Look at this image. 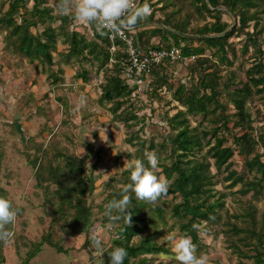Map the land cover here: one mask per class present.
Masks as SVG:
<instances>
[{"label": "trees", "instance_id": "16d2710c", "mask_svg": "<svg viewBox=\"0 0 264 264\" xmlns=\"http://www.w3.org/2000/svg\"><path fill=\"white\" fill-rule=\"evenodd\" d=\"M183 1L190 3L201 19L210 18L211 21L188 33L185 22L172 21L179 11H172L168 17L165 15L163 19H157L149 0L138 3H148L152 8L151 15L135 27L139 48L147 51L175 47L182 56L194 57V60L187 65L191 69L189 87L179 84L173 89L167 84L162 75L173 63L151 67L149 75L152 81L144 95L150 98L157 91L161 92V96L167 92L171 94L168 104L176 103L173 107L176 111L168 118L169 131H163L161 142L156 143L154 139L146 141L138 135L129 136L127 143L137 146L135 158L130 155L129 159H143L146 151L157 154L161 169L158 174L170 181L167 193L159 200L168 197L172 201L179 200L174 202L169 213L177 220L180 234L189 236L197 246L200 243L199 233L205 228L214 229L215 237L222 235L237 258L249 260L252 264H264V215L259 218L254 205V202L264 199V129L259 135H254V121L247 107L254 96L264 99V26L261 24L264 20V0ZM29 2L31 7L27 8ZM6 4L7 9L3 11ZM170 5L168 3L163 9ZM224 16L230 17L234 25L225 22ZM188 23L186 21V26ZM71 24L70 16L54 15V9L47 0H0V33H5L6 50L31 64L36 62L50 69L54 66L52 53L56 52L57 42L61 39L60 42L67 47L65 54L61 55L65 64L72 60L84 62L90 57L87 61L93 66L97 64L99 69L112 65L111 75H107L105 84L101 85L99 103L101 106L111 103L113 120H120L128 129L134 128V121L138 118L136 111L140 107L135 108L130 99V93L135 88L121 79L126 59L124 43L116 39L115 50L111 52L112 43L106 32H97L92 28L94 41H88L75 31L69 33ZM250 27L252 32L246 31ZM31 29L39 33H31ZM234 36L242 37L244 54L248 47L254 48L258 54V58L254 57L246 69V80L238 84L233 72L223 77L219 69L232 65L230 57L237 59L234 47L229 42ZM156 37L159 38L158 42L152 43L151 40ZM210 68H214V71H210ZM51 76L56 77L54 73ZM78 78L87 82L88 72L83 71ZM57 81L55 78L53 83ZM153 81H157L159 90L153 89ZM224 97L228 102L220 101ZM127 101L133 105V113L129 108L123 109ZM229 104L233 107L230 115L227 113ZM197 118L200 120L192 127L191 119ZM229 142L231 145H227ZM92 153L93 149L83 157L60 154L55 158L62 164L56 165L53 164L55 159H48V155L43 153L45 164L37 165L41 161L39 157H35L32 164L36 167L35 176L38 179L44 176L41 183L56 186L53 195L58 206L55 213L67 225L69 236L88 234L86 244L95 254L100 249H91V208L84 202L85 195L92 192L86 163ZM235 156L243 157V173L231 169ZM129 175L128 170L123 172L121 178L124 182L121 185L130 183ZM118 182L112 178L108 186L113 187ZM217 182L223 183L225 189L234 191L228 194L214 190ZM128 194L132 197L128 206V212L132 215L131 225L122 214L115 211L109 214L111 217H108L107 224L113 238L106 253L103 252L104 264H109L108 253L115 247L126 249L128 255L124 264H149L147 256H173L170 249L154 240L155 236L162 235V231L156 227L160 225L159 221H165L166 210L154 204L149 206L151 203L139 201L134 194ZM123 195V187L113 189L106 203L119 200ZM230 196L241 199L249 196V200L241 203L243 208L240 212L231 215L226 205ZM141 224L145 228L151 225L153 233L134 243V239L143 231ZM41 244L21 264H28L40 252ZM47 244L58 253L62 252L58 243L48 240Z\"/></svg>", "mask_w": 264, "mask_h": 264}, {"label": "rangeland", "instance_id": "374dc122", "mask_svg": "<svg viewBox=\"0 0 264 264\" xmlns=\"http://www.w3.org/2000/svg\"><path fill=\"white\" fill-rule=\"evenodd\" d=\"M149 1L156 11L157 19H163L165 15L168 17L172 11H179L175 13L172 21L185 22L184 27H187L188 33L211 21L210 18H206L207 15L205 20L201 19L195 8L183 0ZM47 3L54 9V15H59L56 12L58 0H47ZM168 3L172 6L163 9ZM30 7L31 2L27 5V8ZM6 9L7 4L3 11ZM223 20L230 26L234 25L230 17L224 16ZM186 21H189L188 26ZM261 24L264 26V20ZM88 27L91 26L73 22L71 26L69 25L68 32L75 31L91 41L94 34ZM36 31L30 30L31 33ZM246 31L252 32L251 27ZM158 40L156 37L151 42L157 43ZM241 40V36H234L229 40L237 59L229 56L232 65L219 68L223 77L233 72L236 84L246 80V69L254 61V57L258 58L252 47H248L247 53H243L244 43ZM60 41L62 40L59 39L57 42L56 52L52 53L54 66L48 69L36 62L31 64L19 55H12L4 48L5 33H0V197L10 200L14 208L19 210L15 224L10 226V230L14 232L13 239L7 245L0 243V264H21L41 242L40 252L28 264H104L103 252L106 253L113 238L107 224L108 217L111 216L105 210L106 200L113 189L125 188V185H121L124 182L121 177L126 170L123 168L124 162L130 155L135 158L137 146L128 144L127 140L129 136L138 135L146 141L154 139L156 143L161 142L163 131H169L168 118L176 111L173 108L176 103L168 104L171 94L166 92L161 96V92L157 91L160 88L157 81H153V89L157 92L150 98L143 92L135 96L130 93L135 108L140 107L136 111L138 118L134 121L136 122L134 128L128 129L120 120H113L110 111L112 104L101 106L99 103L101 85L105 84L107 75H111L112 65L99 69L97 64L93 66L87 61L90 57L84 62L72 60L65 64L61 55L65 54L67 47ZM205 54L209 56L208 52ZM211 70L214 71V68H210ZM83 71L88 72L87 82L78 78ZM52 73L56 75L55 78L58 80L56 83H53L55 78L50 77ZM162 76L173 89L179 84L189 87L192 81L191 69L181 63H173L167 67ZM151 81L148 78V86ZM220 101L228 102L226 97ZM129 103L130 101H127L123 109L129 108L133 113V105ZM247 107L254 121V135H259L261 129H264L263 97H252ZM120 112L121 110L118 113ZM227 113L229 115L233 113L230 104ZM199 120L191 119V126L195 127ZM227 145H231V142ZM90 149H93V153L86 163L92 181L90 185L92 192L85 195L84 202L91 208V230L98 229L96 235L90 234V238L97 236L101 241L99 248L91 245V249H100L95 254L90 250V245L86 244L88 234L69 236L67 225L58 219V214L55 213L58 206L53 195L56 186L52 183H41L44 176L38 179L34 174L36 167L32 164L35 157L41 158L37 165L45 164L43 153L48 155V159L49 157L55 159L53 164L56 165L62 164L55 158L60 154L83 157ZM231 169L243 173V157L235 156ZM112 178L119 182L110 187L108 182ZM214 190L228 194L234 191L225 189L220 182H217ZM247 200L249 196L243 199L239 196L228 197L226 205L229 213L232 215L240 212L243 208L241 203H246ZM178 201V199L172 201L171 197H168L154 204L166 210L164 213L166 222L159 221L160 225L156 227L162 231V235L155 236L154 240L168 249L170 245L164 237L170 233L181 235L176 225L177 220L169 213L171 206ZM152 205L151 203L149 206ZM254 205L257 207L258 217L261 218L264 215V199L258 203L254 202ZM141 226L143 231L134 239V243H139V239L153 233L151 225L147 228L143 227L144 224ZM171 227H174L173 230H170ZM199 239L196 255H207L209 264H240V261L252 264L249 260L237 258L229 250L222 235L215 237L214 229L205 228L199 233ZM48 240L58 243L62 252L58 253L55 248L50 247L47 244ZM147 258L149 264H176L174 256L156 255Z\"/></svg>", "mask_w": 264, "mask_h": 264}, {"label": "clouds", "instance_id": "9594fccd", "mask_svg": "<svg viewBox=\"0 0 264 264\" xmlns=\"http://www.w3.org/2000/svg\"><path fill=\"white\" fill-rule=\"evenodd\" d=\"M56 12L60 16H70L76 24L94 26L97 32L119 35L131 32L152 13L148 3L138 5L136 0H58ZM124 169L128 170L129 180L124 195L119 200L110 201L105 207L109 214L113 211L122 216L131 225L132 215L128 212L131 196L139 201L155 204L167 193L170 181L161 170L155 152L146 151L143 159H127ZM18 209L5 197H0V243L7 245L14 237L10 226L15 224ZM120 218V217H116ZM164 239L170 245V251L176 264H209L207 255H196V245L187 235L167 234ZM101 241L93 237V247L99 248ZM128 253L122 247H115L109 253V264H124Z\"/></svg>", "mask_w": 264, "mask_h": 264}, {"label": "built area", "instance_id": "2783aa9c", "mask_svg": "<svg viewBox=\"0 0 264 264\" xmlns=\"http://www.w3.org/2000/svg\"><path fill=\"white\" fill-rule=\"evenodd\" d=\"M138 4V0H136ZM95 28L94 26L88 27L89 30ZM107 33V32H106ZM110 42L112 43L110 51L115 50L114 41L116 39L124 43V52L126 59L123 63L121 70V79L125 80L129 85L134 86L132 96L140 95L148 88V78H150V69L153 65L161 63H181L189 65L194 60V57L182 56L179 49L172 47L170 49H149L143 51L139 48L137 42V29L131 32H122L119 35L107 33ZM98 229L91 230L92 235L97 234ZM117 237V235L115 236Z\"/></svg>", "mask_w": 264, "mask_h": 264}, {"label": "bare ground", "instance_id": "6f19581e", "mask_svg": "<svg viewBox=\"0 0 264 264\" xmlns=\"http://www.w3.org/2000/svg\"><path fill=\"white\" fill-rule=\"evenodd\" d=\"M149 87V86H148Z\"/></svg>", "mask_w": 264, "mask_h": 264}]
</instances>
